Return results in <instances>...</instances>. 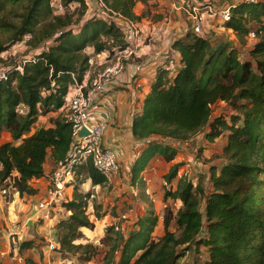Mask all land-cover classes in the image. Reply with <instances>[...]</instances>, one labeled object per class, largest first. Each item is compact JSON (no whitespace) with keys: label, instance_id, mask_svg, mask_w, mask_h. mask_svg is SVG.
<instances>
[{"label":"trees","instance_id":"obj_1","mask_svg":"<svg viewBox=\"0 0 264 264\" xmlns=\"http://www.w3.org/2000/svg\"><path fill=\"white\" fill-rule=\"evenodd\" d=\"M103 1L110 13L137 21L144 17L135 12L140 0ZM63 2L81 5L77 19L74 11L55 15L51 0H0V55L26 35H31V50L48 44L34 60L23 64V72L12 69L0 81V133L6 131L12 138L0 145V185L13 179V187L21 195L37 192L30 182L44 175L49 152L58 161L72 145V125L63 115L51 118L50 127L28 133L40 115L63 107L69 87L75 79H83L88 67L83 49L92 46L95 53H101L127 43L124 30L114 20L94 15L81 24L88 8L86 0ZM76 22L78 32L72 29ZM225 27L242 42L251 32L256 33L258 41L250 49L249 59L242 60L229 42L214 43L189 28L172 44L181 54V66L175 72L159 69L143 111L132 124L134 137L146 141L133 168L136 179L157 155L174 161L178 146L173 142L191 139L209 124L213 106L228 102L234 106V114L229 119L216 118L207 134L213 141L228 131L223 169L219 173L212 169L209 190L203 180L194 184L186 176L171 190L166 187L181 166L172 164L164 176L165 198L183 204L176 212L166 207L164 234L154 236L160 218L150 207L128 231L109 229L103 239L108 247L103 264H178L187 251L202 253L201 245L208 251L205 264H264V0L233 9ZM15 62L11 64L16 66ZM4 64L0 57V66ZM23 106L26 109L20 112L18 108ZM155 135L162 140L153 139ZM87 172L94 185L106 184L91 162ZM90 195L77 185L74 198L65 204L72 213L57 224L60 252L83 251L86 261L96 247L74 241L81 228H95L87 213ZM174 224L176 231L171 229ZM30 246L29 241L21 244V248Z\"/></svg>","mask_w":264,"mask_h":264},{"label":"crops","instance_id":"obj_2","mask_svg":"<svg viewBox=\"0 0 264 264\" xmlns=\"http://www.w3.org/2000/svg\"><path fill=\"white\" fill-rule=\"evenodd\" d=\"M191 2L196 3L198 0H191ZM144 19L145 18L140 20L144 36L150 37L148 39L149 42L141 47L140 53L142 55L138 57V59L127 62L128 64L123 75H121L117 81L111 83L107 95L99 98L97 105L93 109L96 117L104 114L108 118L109 126L104 135V144L112 147L117 153L121 162L122 180H126V173L130 172L132 173V180L142 182L143 179L146 181V178H148L152 181V173L154 175L162 173L159 171V164H169L167 171L163 173L167 174L172 164L181 163V170H187L186 172L190 174L202 172V176L198 175L196 177V179H198L197 182H199L200 179L203 180L204 187L209 190L211 188L210 177L212 169H215L216 172L219 173L225 165L224 148L228 142V131H224L213 141L207 139V134L211 131V125L214 122L212 119L199 133L189 139L186 144H182L180 147L178 146V154L174 161L167 162L162 156L157 155L135 179L133 168L139 160L142 149L146 146V141H139L134 137L132 132L133 121L137 116L141 115L144 101L151 91L152 84L156 79L159 69L167 68L169 65L166 61L167 56L170 55L167 39L171 36L182 38L189 30L186 25L190 23L189 16L180 17V20L176 22L171 19L168 20V23H166L167 20H162L161 22L158 20L157 23L153 22L151 26L148 21ZM212 23V28L214 30L219 28V33L213 30V32H216V38H214L216 39V43L223 41L224 35H221V28H225L217 27L216 22ZM173 26L176 28L173 29ZM227 33H229V31H227ZM175 60L177 69H179L181 66L180 53L175 56ZM218 104L220 103H217L215 106H218ZM63 112L62 109H59L58 111L48 113V117L39 116V118L43 117L48 124L44 126L45 124L43 123L42 126H38L37 128L50 127L52 125L51 118L62 116ZM39 122L40 119L33 125L32 130L36 125H39ZM152 138L162 140V137L157 135ZM20 143L21 141L15 142L16 145ZM193 151L199 152V157L202 158L203 162L206 164L205 166L201 167L202 164L195 166L193 163L194 159L192 158ZM55 167L56 160L53 159L51 152H49L44 164V175L40 178H34L30 182L37 190L35 194H18L12 186H9V192L4 194L2 188H0V264H30L29 260L37 264H42V259L47 261V264H62L60 257L54 262L51 261V258H55V255L53 251H51L49 245H43L40 252V248H38L40 240H37V238L39 239L45 236L48 244H53L52 233L55 231L57 224L55 225L54 222L56 221L53 222V225L39 220L37 217V205L38 201L45 195L48 187V180L46 177ZM78 173L81 177L87 173L85 181L82 182L81 188L79 187L80 191L86 193L92 190V188L96 190V192L102 189L101 185L98 186L93 184L87 172V166H81ZM79 179L80 177L78 176L77 182ZM89 184L92 187L91 189L89 188ZM142 185H145V183L142 182ZM147 185H149V183H147ZM133 190L135 191V188H133ZM153 191L154 189L152 188L147 189V193L149 192L151 195H153ZM74 192L75 187L69 188L68 193L71 199L74 198ZM157 193L155 196L163 200L165 192L162 193L160 190V192L157 191ZM176 204L177 208L175 212L183 203L177 199ZM159 218L160 225L163 216ZM26 241H29L31 246L21 248V244ZM54 242L56 246L59 244V242L57 243L55 240ZM199 249L205 254L206 258V256H208L207 249L203 245H201ZM186 254L184 256H186Z\"/></svg>","mask_w":264,"mask_h":264},{"label":"built area","instance_id":"obj_3","mask_svg":"<svg viewBox=\"0 0 264 264\" xmlns=\"http://www.w3.org/2000/svg\"><path fill=\"white\" fill-rule=\"evenodd\" d=\"M260 1L262 0H231L226 5L219 7L208 0H204L196 3L190 2V8L186 7V9L192 20L193 31L201 37L212 40L209 31L212 24H210V18L212 19L211 22H214V19L219 20L222 26L228 29L225 27V22L231 19L233 9L242 4H255ZM100 3L103 7L102 16H96L116 21L124 30L127 43L125 46H116L110 51L101 53H95V49L92 46L83 49V52L88 56V67L84 72L83 79L81 81L75 79V83L69 87L65 96V103L60 108L64 111L63 117L65 121L72 125V145L66 156L56 161L55 169L47 175L48 187L45 195L38 201L37 205V217L45 223L53 224L54 221L58 223L62 219V217L60 218V213L67 212L69 215L72 213L71 210L65 208V204L72 200L68 193L69 188L79 185L77 178L78 176L80 177L78 171L81 166H87L91 162L94 168L105 177L106 183L112 182L122 173L121 162L117 153L112 147L104 144V135L109 126L108 118L104 114L96 117L93 109L97 105L99 98L107 95L111 83H114L123 75L127 62L138 59L142 55L140 50L142 45L145 44V37L140 21L133 20L117 12H111V14L104 1L100 0ZM73 4L79 5L78 2L65 4L63 0H51L54 14L60 16L65 15L72 9L74 10L76 7L74 8ZM183 8H185V5H180V3L179 7H176L177 10ZM92 16L94 15L90 17ZM83 22L84 20L81 24ZM76 28L75 26L72 27L74 31H76ZM228 30L231 31L232 29ZM250 34L257 37L255 32ZM30 38L31 35H26L18 43L27 45ZM175 39L172 36L168 38L170 55L167 56L168 59L166 58L167 63H169L167 69L172 72L177 70L175 56L179 54L172 47ZM47 46L48 44L44 48ZM30 60H34V57L30 56L20 61L16 60V66H14L15 64L1 65L0 81L6 80L12 69L23 72V64ZM18 109L20 112H24L26 107H19ZM220 116L222 115H218V117ZM83 127L87 128L89 133L82 138H78L77 134ZM125 179L132 180V173H126ZM11 186L13 187V185ZM13 188L20 194L15 187ZM2 191L5 194V190L2 189ZM86 193L91 192L88 191ZM93 197L95 195L91 193L87 206V209L91 210V212H94ZM204 262L202 264H205Z\"/></svg>","mask_w":264,"mask_h":264},{"label":"rangeland","instance_id":"obj_4","mask_svg":"<svg viewBox=\"0 0 264 264\" xmlns=\"http://www.w3.org/2000/svg\"><path fill=\"white\" fill-rule=\"evenodd\" d=\"M204 1V0H198V2ZM212 2L213 4L222 7L229 3L231 0H208ZM87 2V10H86V15L84 16L83 20L87 19L91 15H101L103 12V7L100 3V0H86ZM190 2L191 0H140L135 7V12L139 15H144L143 18L144 20L148 21L149 25L151 26L153 22L157 23L158 20L159 22L166 21L168 23V20H174L179 21L180 17H186L189 16L187 12V8H190ZM180 5H185V8L183 9H176V7H179ZM73 4V7L75 8L74 10H70L69 12H75L74 13V19H77L79 13L82 10L81 5L79 4ZM68 12V13H69ZM190 18V23H188L186 26L190 29H192V20ZM141 19V20H142ZM212 19L210 18V24ZM189 22V21H188ZM214 22L217 23V27H223L222 24L219 22V20L214 19ZM141 23V22H140ZM165 23V24H166ZM174 24V22H173ZM213 24V23H212ZM212 24L210 26V35L212 37V40L214 43H216V35L215 33H219V28L217 30H214L212 28ZM75 28L79 26L78 22L74 24ZM175 29L176 27L173 26ZM80 28H76V32H78ZM216 31V32H213ZM222 34L224 35V42H229L233 47L237 49L238 56L244 60V59H249V51L253 47L254 43L258 41V38L255 36H252V34H248L245 37V41L242 42L238 36L231 30L228 29H222ZM229 31V33H227ZM227 33V34H226ZM144 34V32H143ZM220 35V34H218ZM144 43L146 44L149 42V37L150 36H144ZM147 37V38H146ZM227 38V39H226ZM168 40V39H167ZM221 41V42H223ZM52 43V42H51ZM218 43V42H217ZM43 45V44H42ZM39 47L38 50L34 51L31 50V47L27 44L24 45L22 43H13L8 46V49L5 50L0 57L3 58L5 65L9 63H13L16 60H22L23 58H29L31 57H36L38 53H41L43 51V46ZM115 48V47H113ZM84 77V74H83ZM218 106H213V117L212 120L215 121V119L218 117V115H224L229 118V114L233 113L234 114V106L229 104L228 102L221 101L219 102ZM43 117H48L47 115H40ZM39 118L40 122L39 125H36L33 130H31L28 134H30L32 131H34L38 126H42L43 123L46 126L48 123L45 122L44 118ZM11 135L4 131L0 133V145L4 142H7L11 140ZM188 140L186 141H178V142H173V144L177 146H181L182 144H186ZM16 142V141H15ZM14 142V143H15ZM193 163L195 166H199L202 164L201 167L205 166L206 164L203 162L202 158L199 157V152L193 151V157H192ZM184 161V160H183ZM169 164L164 163L159 164L158 168L159 171H161V174H156L154 175L153 173L151 174V179L150 181L148 178H146V181L143 179L142 182L145 183V185H142V182L140 181H135L133 180H122L121 176L122 173H120L119 177L114 179L110 183H106L105 185L101 186V190H94L90 184L89 188L92 190L91 193H94L95 197L92 198L93 204H94V212H91V210L87 209V213L89 214V217L92 221L95 222V228L93 230L87 229V228H81V233L80 236L74 241L77 244H87L91 243L96 247V253H94L89 261H86V254L83 253V251H72V252H63L60 253L59 250V244L56 246V243L54 242L57 241L58 243V235H59V229L55 228L54 233H52L53 236V244L47 242L45 236L42 238H37V240H40L39 244V251L41 252L42 246L43 245H49L51 247V251H53V254L55 255V258H51V261L54 262L60 257V260L62 261V264H103L104 263V257L106 255V252L108 251V247L105 246L103 243V239L106 237V235L109 234V229L111 228H118L119 231L126 232L129 229L133 228V224L135 221L140 218L142 215H144L150 207L154 208L158 216H164L165 209L166 207H171L174 211L177 208L176 204V199H173L171 197L165 198V174L164 172L167 171ZM171 167V166H170ZM191 167V166H190ZM187 170H181V167H179V172L178 176L172 181L171 184L167 185V189L171 190H176L178 181L180 177L186 176L187 179L192 181L194 184L198 183V179L196 177L198 175H203L202 172H197L196 174H190L186 172ZM84 176V177H83ZM87 176V173L85 175L80 176V179L78 181L79 187L81 188V184L83 181H85V178ZM133 179V178H132ZM132 181V182H131ZM150 181V182H149ZM133 183V184H132ZM149 183V185H147ZM13 184V179L8 180L7 182L3 183L0 185V188L5 190V194L9 192L8 187ZM135 188V191L133 190ZM154 189L153 195L158 192L164 193V198H157L149 192L147 193V189ZM90 193V194H91ZM158 194V193H157ZM153 196V197H152ZM179 200V199H178ZM181 201V200H180ZM69 214L67 212L60 213V218L62 219L66 218ZM100 215V216H98ZM160 222V219H159ZM156 227V230L154 232L155 237H160L164 234V226L161 223ZM57 223V222H54ZM58 224V223H57ZM173 231L177 230V226L174 224V226L171 228ZM117 230V229H116ZM111 234V232H110ZM195 250H190L187 251L186 256L182 257L180 260V263L178 264H198L199 261H202L204 258L203 255L204 253H197L194 252ZM194 252V253H193ZM200 254H202L200 256ZM194 255V256H193ZM44 257V255H43ZM42 264H47V261H44L42 259Z\"/></svg>","mask_w":264,"mask_h":264},{"label":"water","instance_id":"obj_5","mask_svg":"<svg viewBox=\"0 0 264 264\" xmlns=\"http://www.w3.org/2000/svg\"><path fill=\"white\" fill-rule=\"evenodd\" d=\"M88 133H89L88 129L83 127L82 129L79 130L77 137L82 138V137L86 136Z\"/></svg>","mask_w":264,"mask_h":264},{"label":"clouds","instance_id":"obj_6","mask_svg":"<svg viewBox=\"0 0 264 264\" xmlns=\"http://www.w3.org/2000/svg\"><path fill=\"white\" fill-rule=\"evenodd\" d=\"M203 253V252H202ZM204 260H206V258H205V255H204V258L202 259V262H204ZM201 262V261H200Z\"/></svg>","mask_w":264,"mask_h":264}]
</instances>
